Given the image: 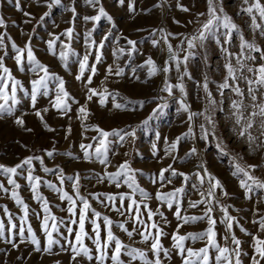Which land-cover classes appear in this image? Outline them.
I'll list each match as a JSON object with an SVG mask.
<instances>
[{
	"label": "rangeland",
	"instance_id": "374dc122",
	"mask_svg": "<svg viewBox=\"0 0 264 264\" xmlns=\"http://www.w3.org/2000/svg\"><path fill=\"white\" fill-rule=\"evenodd\" d=\"M23 1L27 2L26 0ZM45 2L46 0H33L31 3L33 4V9L38 11ZM249 2L251 3V0ZM260 3L264 5V0H260ZM130 4L134 9L133 11H129ZM163 4L166 8L164 15L162 10ZM178 4L188 8L189 11H181ZM28 6L27 4L26 7ZM100 6L111 16V22L105 17H102L98 22H85L83 17L96 15L97 8ZM247 6L243 0H216L217 9L219 10L220 7H223L224 13L231 17L239 29V33H233L231 44L224 45V47L228 48L229 52L233 53L228 59H230L234 66H236V60L240 58L239 35L242 34L249 43H254L264 50V34H262L264 32V21H260L257 16V23L261 24V29L254 30L251 27V18L241 11L242 8ZM69 7H74L76 10L77 15L75 20H73L72 12L67 10ZM46 10L50 18L62 10L68 14L64 16V24L67 18V22L70 21V25H66L63 31L56 33L54 36L60 35L69 27L73 28V38L71 41L67 40L65 36L60 35V40L54 46L55 49L61 48V42L69 44L70 51L66 67L59 59V54H43L42 57L45 61L43 63L49 68L50 72L65 81L66 91L77 103L69 101L71 110L67 115H61L57 110L52 108L50 100L55 98L57 84V81L52 80L49 82V95L43 98V100L37 101L35 108H30L31 103H27L26 106L24 104L20 106V104L17 105L20 108L17 113L11 116L4 115L3 118H0V164L9 167L15 166L24 158L35 155L41 156L44 159V165L50 169L59 166L60 169H63L66 176L79 173L81 195L89 200L92 208L99 211L102 215L109 216L114 221V234L127 245L148 251L149 258H152L149 245L141 243V237L138 234L134 233L133 238L130 240L124 232L116 227V223L124 222L125 220H128L125 224L126 228L132 230L133 227L129 217L121 216L118 212L111 210L112 204L119 207V200L117 199L115 202L105 201L102 204L89 195L90 193L96 194L100 200H104L108 194L118 195L119 193H127L129 189L123 185L122 181L119 188L115 187V184L110 183L107 179L103 182L98 181V178L103 176L105 171L116 172L119 165L127 161L132 169L138 170L136 175L137 183L151 197V199L146 201L149 207L153 211L159 208L160 212L164 214L169 222L165 224L159 215L153 217V221L159 223L165 233L161 237V244L164 248L171 251V259L165 260L164 264H181V258L176 254L175 249L172 248L173 242L171 240V234L176 229L178 223L173 215L175 205L172 209H169L166 204H161L155 199V194L157 190L167 193L173 191L175 188L183 187L184 193L180 201L182 215H202L203 205L194 209L188 208V201L200 199L197 191L192 187L193 183L198 182L194 176H191V173L199 169L191 168L203 162L208 171L221 181L224 190L228 193V196L224 197L222 202L225 205L232 206L229 208L230 214L236 217L239 224L249 232L256 233L258 225L253 224V219L258 220L260 215H264V202H258L261 197H264V192L257 191L254 194H250V199H246L244 190L239 187V177H233L232 175L233 169L230 159L232 157H242L239 161L241 164L257 165L258 167L253 172V175L264 180V147L254 152L250 151L246 137L242 138L238 135L240 127L235 124V118L232 115L230 105L233 100H240L241 97L236 96L231 89H225L224 95L221 96L218 90L217 86L224 82L227 75L224 68L226 62L225 54L221 50V45L216 43L217 36L223 42L222 33L224 30L214 27L208 33L204 46L202 48L198 46L194 49L195 55L186 64L181 65V74L185 69L187 71V75L183 76L182 80L184 85L183 93L174 88L173 94L169 95L162 90L166 78L171 84L178 82L175 62H169V72L167 74L163 73L164 80L161 85V73L158 72L156 75L150 77L148 75V66L145 64V61L149 57L157 64L155 53L159 45L153 47L152 40L156 39L160 43H163L159 32L161 24H163V30L166 34H173L168 37V40L175 49L180 44L181 39L198 29L197 14L207 13V0H123V3L120 0H101L100 5L96 6V8L89 6L85 0H61L59 6H53ZM11 14L12 11H8L7 7L6 9L4 8V16ZM35 17V23L40 21L41 17L45 20L47 19V16L43 14ZM205 18V16H201L199 21ZM35 23H32L29 28L30 33L28 38L32 40L34 39L33 34L37 35V33L41 34L42 32L39 29L38 23ZM88 31L92 34L91 39L96 42L91 48L86 47L85 42V33ZM154 31L156 32L155 36H153ZM106 35L108 38L105 40L104 37ZM128 39L136 41V50L131 52V55L128 54L132 48L131 45L127 44ZM101 41H103V47H99ZM11 45L12 41L4 36V47ZM41 47H48V43H43ZM181 47H186V44ZM121 48L125 50L123 54H120L118 51ZM97 50H99L101 55L99 63L95 59ZM88 52L91 53L89 56V69L86 70L84 78L81 81H77L75 76L79 71L78 61ZM113 53H116V55L114 56ZM165 53L167 55V49ZM247 54L256 56L257 61L255 64L252 61H243L245 64L255 67L259 63H262V61H259V53L252 52ZM183 55L184 53L181 52V58ZM93 64H95L97 71L93 76L92 83L88 87L96 89L98 93L104 89H107V93H118L116 102L126 104L125 109H114L112 96L107 95V93L105 94L106 100L104 106H101L99 103V95L93 96L90 101L87 99L86 77L91 74L90 67ZM139 65H144V67H138ZM109 66L112 67L113 73L117 67L122 68L124 74L121 76H116L115 74L109 75L107 72ZM159 66L161 68L164 67L163 63L159 64ZM236 75L239 78L241 72H237ZM243 75L250 77L252 74L248 73L245 69ZM205 77L208 81L209 91L216 101L215 107L210 111L215 124V136L209 135L207 141L200 139V125L204 124L209 130L212 129V126L207 124L203 116L195 117L192 121L193 135H187L189 127L188 113L180 109V102L183 101L191 112H203L205 110L207 105L206 94L203 90ZM234 86H239L244 91V104L246 106L251 105V98L247 95L248 85L246 81L238 79ZM141 101L143 102L142 106ZM84 105L87 106L89 115L86 119L82 120L79 118L78 109ZM221 108L223 109L222 111L220 110ZM43 109H48V111L44 113ZM37 110L41 111L44 121L52 131L46 130L40 119L35 116L34 113ZM154 110L156 111L154 112ZM251 110V108H248L245 114L247 115V112ZM24 113H26V115H23L25 127L32 129L31 132L25 131L14 123V119ZM145 121L147 122L145 123ZM259 124L260 120L257 117L256 125L251 130L253 136L259 135ZM95 127L109 132L112 130L123 129L130 131L135 129V137H127L122 142L123 146L119 142H115L117 141L116 137H109L114 143L111 145V151L109 152L110 162L107 165L100 164L94 158L90 162L85 161L79 145L81 143H94L91 137L97 135L94 131ZM177 137L184 138L180 141L176 151L171 155L166 154L165 149ZM164 138H167L169 143H165ZM218 143L222 145L228 155L222 154L220 148L217 147ZM153 144H156L155 155H153ZM21 145H26L27 147L25 148ZM192 147L197 148L198 155H193L190 158L186 157L185 154ZM46 151H54L53 158L47 157ZM89 151L92 150L90 149ZM64 153H71L76 159L69 158L63 155ZM173 156L177 157V159L173 160ZM180 158H184L183 162H181ZM33 164L35 167L34 175L49 180L59 187V181L54 173L45 174L41 170L38 161H34ZM170 164L177 171L189 174L190 179L185 182L182 177H177L173 179L171 184H168L167 181H159L158 174L160 170L167 168ZM169 175L170 172L165 173V176ZM15 179L21 184L20 195L25 203L29 205V223L37 237L41 240V246L43 247L44 235L40 229L43 212L41 211L40 203L32 199V194L26 180L22 176L15 177ZM0 183L10 188L4 176H0ZM71 184V181H66L64 190L70 195H74ZM40 192L48 200L52 214L57 218H63L67 221V201L61 202L59 194L48 189L46 186L42 185ZM217 195H220L219 191ZM136 198L139 199V197ZM126 205L127 201H125ZM4 206H7L13 214L14 223L19 226V220L15 219V217L22 215L20 209L8 195L0 192V220H4L5 224H7V217L3 213ZM61 209L64 210L62 211ZM255 210H258L259 215L254 217L253 212ZM37 214H39L40 219L37 218ZM213 215L217 220L218 242L223 244L224 225L219 223L221 216L219 209ZM146 216V212L142 211V217L145 220ZM98 223L103 227L102 220L98 221ZM73 227L76 226L73 225ZM137 227L141 228L139 225ZM206 227V222L186 224L180 229V234L199 233L205 230ZM60 231L67 235L63 227H61ZM86 231L89 235H92L90 223H86ZM233 233L242 241L241 247L243 252L248 254L242 257V264H250L253 251L251 237L245 235L235 225L233 226ZM261 235L264 237V234ZM56 238L59 239V237ZM70 239H74V236L70 237ZM14 242L19 245L18 248H13L5 240H0V264H73L71 253L61 251L59 245L53 246L52 251L55 254H47L36 252L34 246L27 241L20 243L19 236L15 237ZM63 243L65 242L61 240V244ZM186 243L188 246L194 248L204 246L203 241H197L194 244L191 241H187ZM85 244L93 250V255H95V246L91 240L85 239ZM161 257L163 258V253H161ZM78 259L79 264H94V261L89 262L84 258ZM122 259L127 261L128 257L122 256ZM105 264H110V261H106ZM133 264H140V262L137 260ZM210 264H213V261H210Z\"/></svg>",
	"mask_w": 264,
	"mask_h": 264
},
{
	"label": "snow or ice",
	"instance_id": "6c2138e0",
	"mask_svg": "<svg viewBox=\"0 0 264 264\" xmlns=\"http://www.w3.org/2000/svg\"><path fill=\"white\" fill-rule=\"evenodd\" d=\"M47 2V0H46ZM85 2L96 8L100 5L101 0H85ZM123 3V0H120ZM244 4L248 5L241 9L242 12L246 13L251 18V27L255 29H261V24L257 23V16L260 21H264V5L260 3V0H243ZM61 0H50L47 2V7L52 8L53 6H59ZM178 7L181 11H189L188 8L183 7L178 4ZM19 9V4L17 5ZM68 11L72 12L73 20L76 18V10L74 7L67 8ZM133 7L129 5V11H133ZM25 16H30V13H24ZM48 13H44V16H47ZM205 16L206 18L200 22L199 18ZM102 17L107 18L111 22L112 18L109 16L105 9L100 6L97 8V14L93 16L83 17L85 22H98ZM43 19V17H41ZM197 21L199 22V28L190 36H185L180 40V44L173 48V45L169 43L168 37L172 36V33H165L163 29H160V38L163 40V43L167 46V52L169 54L168 60L165 61V66L160 68L155 63V61L149 57L145 64L148 66V75L154 76L158 72H163L167 74L169 72V61L175 62L176 71L178 73V82L176 84H171L167 80L164 81L163 91L167 92L169 95L173 94V89H178L180 93L184 92V85L182 83L183 76L187 75V71L181 74V65L186 64V62L195 55L194 49L198 46L203 47L204 41L208 37V33L213 30L214 27L222 28L224 31L222 33L223 42H221L219 36H217L216 43L221 45V50L225 54L226 62L224 68L226 70V77L224 82L218 85V90L220 95H224L225 89H231L232 92L241 97L240 100H233L230 107L232 109V115L235 118V124L240 127L238 133L239 137H246L249 144L250 151H256L259 148L264 147V50L256 46L254 43H249L245 40L244 36L239 35V47L240 53L239 57L236 60V66H234L229 57L233 53L228 51V48L224 45H229L232 42L233 33H239L237 25L232 21L231 17L224 13L223 7H220L219 10L216 7V0H207V13L197 14ZM29 21H26V23ZM6 27L5 21L0 18V28ZM264 34V32H262ZM50 35H52L50 33ZM60 35H63L67 40L71 41L73 38V28L69 27ZM60 35L54 36L53 39L48 41L49 52L55 55L54 46L57 41L60 40ZM91 32L88 31L85 33V42L86 47L91 48L96 42L91 39ZM156 35V32H153V36ZM107 35L104 37L106 40ZM159 41L156 39L152 40L153 47L159 45ZM127 44L131 45L132 48L129 50L128 54L131 55V52L136 50V41L131 39L127 40ZM186 44V47H181ZM12 50L15 55L13 59L20 71H24V63L27 62L29 68L28 70L34 74L36 78L30 80L31 89L30 92L24 89L21 81L16 79L12 71L5 65L4 56H0V118H3L5 114L11 116L14 114L17 105L20 103L18 98V92H24L25 96L29 97L31 102V107L35 108L37 99L39 95L48 96L49 95V82L52 80L57 81L56 84V95L55 98L50 100L52 108L57 110L61 115H67L71 110L69 101L72 103H77L73 97L65 89V81L50 72L49 68L42 64L35 56L34 51L31 46L30 40L25 43L23 48L18 47L15 43L11 45ZM61 51L59 53V59L64 63L65 67L67 66V61L69 57V44L61 42L60 44ZM99 47H103V41L100 42ZM4 48V35L0 34V50ZM163 50V49H162ZM120 54L124 53V49L121 48L118 50ZM183 52L184 55L181 58L180 53ZM259 53V63L255 67L245 64L243 61H252L254 64L257 61V57L247 54V53ZM7 52H5V56ZM90 52L86 53L81 59H79V71L75 76L77 81H81L84 78L86 70L89 69V56ZM115 56L116 53H113ZM96 62L99 63L101 60V55L99 50H97L95 55ZM138 67H144V65H139ZM246 69L248 73L252 75L246 76L243 75V71ZM95 64L91 65L90 72L91 74L86 77L85 87L87 88V99L92 100L93 96L99 95V103L101 106H104L106 100L107 89H104L102 92H97L96 89L88 87L92 83L93 76L96 74ZM109 75L115 74L116 76H121L124 74L123 69L117 67L113 73L111 66L107 69ZM241 72V76L238 78L236 73ZM42 73V74H41ZM238 79H243L246 81L247 95L251 98L252 104L245 105L243 102L244 91L239 86L236 85ZM231 81V83H230ZM203 90L206 94L205 98L207 100V105L203 112H191L189 111L188 106L181 101L180 109L188 113V133L187 135H193V125L192 121L195 117L203 116L204 120L208 125L212 126V129L209 130L205 127L204 124L200 125L201 136L200 139L207 141L209 135L215 136V124L211 117L210 111L215 107L216 101L212 96V93L208 88V81L205 77L203 83ZM107 95L112 96L113 108L118 110H123L126 107V104H121L116 102L117 94L107 93ZM141 106L143 102L141 101ZM222 103V102H221ZM251 108L250 112L246 113V110ZM223 110L222 108L220 109ZM48 109H43V112L46 113ZM156 110H154L155 112ZM79 118L86 119L89 115L87 106H81L78 109ZM35 116L40 119L44 128L48 131L52 129L44 121V117L40 110L35 111ZM23 115L18 116L14 119V123L24 129L27 132H31L32 129L25 127V121ZM259 117L260 132L258 136H253L251 130L256 125V119ZM147 121H145L146 123ZM70 131V130H69ZM94 131L97 133L96 136L91 137V140L94 143L79 145L81 151L83 152V159L85 161H91L93 158L102 165H107L109 161V152L111 151V145L114 141L110 140L109 137H116L117 141L123 146V141L127 137H135V129L130 131L121 130H112L111 132L105 131L99 127H95ZM67 138V137H66ZM159 138V137H158ZM184 137H177L171 143L168 142L167 138L165 143H169V147L165 149L166 154L171 155L174 151L177 150L180 141ZM22 147H27L26 145H21ZM153 155H155L156 144H153ZM217 147L220 148L223 155H228L224 151L220 143L217 144ZM92 151H89V150ZM46 156L53 158L54 151H46ZM63 155L68 156L69 158L76 159L71 153H64ZM127 155V153H125ZM193 155H198V150L195 147H192L189 152L185 154L186 157H191ZM173 160L177 157L173 156ZM183 162L184 158H180ZM242 157H232L230 159V164L233 169V177H239V187L244 190V195L246 199H250V194H254L257 191L264 192V180L257 178L253 175V172L256 171L257 165H247L241 164L239 161ZM38 161L41 170L45 173H54L57 180L59 181V187L52 183L49 180L42 179L40 176L34 175L35 167L33 162ZM199 170L191 173V176L195 177V180L198 183H193L192 187L197 191L200 199L198 200H189L188 208H197L200 205H203L202 215H182L181 213V196L184 193V188H175L171 192H161L157 190L155 194V199L161 204H166L169 209H172L175 205V212L173 215L178 221L176 229L171 234L172 248L175 249L176 254L181 258V264H210V261H213V264H242V257L248 255L242 250V241L236 237L233 233V226L240 228V231L245 235L251 237V247L252 255L250 258V264H262L264 262V237L261 234H264V215H260V218L253 219V224L258 225V230L256 233H251L245 229L242 225L239 224V221L236 217H233L229 208L231 205H225L222 202L224 197L228 196V193L224 190L223 184L221 181L208 171L207 167L203 162H200L197 165ZM138 170L131 168L130 164L125 161L121 163L116 172H107L105 171L103 176L98 178L99 182H103L105 179L110 183H114L115 187H121V181L123 185L127 186L129 191L127 193H119L118 195L108 194L105 196L104 200H100L96 194L90 193L93 199L98 200L100 203L115 202L119 200V207H116L114 204L111 205V210L116 211L121 216L129 217L132 221L133 227L132 230H129L125 227V224L128 220L124 222L116 223L122 232H124L127 237L131 240L135 234H138L141 237V243L149 245V250L152 254V258H149L148 251L132 247L125 244L119 237H117L113 232L114 221L109 218L107 215H102L99 211H96L91 207L89 200L81 195L80 193V176L79 173L66 176L63 172V169H60L57 166L54 169H50L44 165V159L41 156H28L22 161L17 163L15 166H5L0 164V176H4L7 179V184L10 188L5 187L3 183H0V192L8 195L16 206L20 209L22 215L15 217L19 220V226L14 223L13 214L9 211L7 206L3 207L4 216L7 217V224L4 220H0V240H5L7 243L11 244L13 248H18L19 245L14 242L16 236H19V242L24 243L25 241L31 243L34 246L36 252H43L47 254H55L52 249L54 245H59L61 251H67L71 253V261L73 264H79L78 258H84L89 262L94 264H105L106 261H110V264H133L134 261L139 260L140 264H164L165 260L171 259V251L166 249L161 244V237L165 235L163 228L159 223L153 221V217L159 215L165 224L169 223L167 218L159 208L153 211L147 200L151 199L148 192L139 186L137 183L136 175ZM166 172H170L169 176H165ZM26 173V175H25ZM22 176L29 187V190L32 194V199L40 203L41 211L43 212V218L40 222V229L44 235V244L41 246V240L37 237L32 226L29 223V205L25 203L24 199L20 195L21 184L17 182L15 177ZM182 177L186 182L190 179V175L179 172L172 165H168L167 168L160 170L158 174V180L161 182L167 181L168 184H171L174 178ZM66 181H71V187L74 195H70L67 191L64 190V184ZM46 186L48 189L52 190L55 193L59 194V199L61 202L67 201V213L68 220L65 221L63 218H57L52 214L49 207L48 200L41 194V186ZM163 187V184H162ZM219 191L220 195H217ZM136 197H139L137 199ZM125 201L127 205L125 206ZM258 202H264V197H261ZM219 209L221 213L219 223L224 225V243L221 244L218 242L217 236L218 232L216 230L217 220L214 218V213ZM62 211L64 209H61ZM142 211L146 212V220L142 217ZM90 213V215H89ZM259 215L258 210L253 212V216ZM37 218L40 219L39 214ZM102 220L103 227L98 221ZM150 222V223H149ZM197 222H206L207 227L205 230L199 233H187L180 234V229L186 224H192ZM86 223H90L92 226V235H89L86 231ZM75 225L76 227H73ZM137 225L141 226L138 228ZM27 226V227H26ZM63 227L67 233L61 232L60 229ZM154 230V231H153ZM102 232L104 233L102 235ZM27 233V235H25ZM55 234V235H54ZM74 239H70L73 237ZM56 237H59L57 239ZM85 239L91 240L92 244L95 246L93 255V250L90 249L85 244ZM61 240L65 243L61 244ZM187 241H191L193 244L197 241H203L204 246L200 248H194L187 245ZM163 253V258L161 257ZM214 254V256H213ZM122 256L128 257V260L125 261L122 259Z\"/></svg>",
	"mask_w": 264,
	"mask_h": 264
},
{
	"label": "crops",
	"instance_id": "0c3cea01",
	"mask_svg": "<svg viewBox=\"0 0 264 264\" xmlns=\"http://www.w3.org/2000/svg\"><path fill=\"white\" fill-rule=\"evenodd\" d=\"M27 4L29 5L28 7L25 1L23 0H0V18H2L5 21L6 27L0 28V33H3L4 36L9 38L12 43H15L18 47L23 48L25 43L30 40L32 49L34 51V54L36 58L42 63L43 59V54H51L49 52L48 47H41L43 43H48L51 39H53L54 35L60 31H63L66 25H70V21L67 22L66 18V23L64 24V16L67 14V12L58 11V13L53 16L49 17L47 15V19H41L40 21L36 22L38 23L39 29L42 30L41 34L35 35L33 34V38L35 39H30L29 37V28L32 23H35L37 15L43 14L47 12V4L46 2L44 5L39 8L38 11H35L33 9V0H26ZM36 1V0H34ZM38 1V0H37ZM50 2V0H49ZM19 4V9L17 8V5ZM26 4V5H24ZM8 11H12V14L9 16H4V8ZM24 13H30V16H25ZM48 13V12H47ZM68 15V14H67ZM33 18V19H30ZM56 18V19H55ZM63 18V19H62ZM26 21H29L26 23ZM46 21V23H44ZM35 23V24H36ZM50 33L52 35H50ZM38 36V38H37ZM41 47V49H40ZM61 48H55L54 52L56 54H59ZM5 52H7V55L5 56ZM15 53L12 50L11 46H5L3 50H0V56H4L5 58V65L12 71L13 76L21 81L23 87L25 90L30 92L31 85H30V80L33 78H36L33 73H31L28 68V64L25 61L24 63V71H20L15 63V60L13 59ZM45 65V64H44ZM42 74V73H41ZM18 98L20 99V103L18 105L22 106L24 104L26 106L27 103H31L29 97L25 96L24 92H18ZM43 98H46L44 95H39L37 101L43 100ZM18 108V109H17ZM16 110L14 113H17L19 111V106H17ZM32 108V107H30ZM7 115V114H5Z\"/></svg>",
	"mask_w": 264,
	"mask_h": 264
},
{
	"label": "bare ground",
	"instance_id": "6f19581e",
	"mask_svg": "<svg viewBox=\"0 0 264 264\" xmlns=\"http://www.w3.org/2000/svg\"><path fill=\"white\" fill-rule=\"evenodd\" d=\"M162 10H163V15H164V13H165V11H166V8H165V6H164V4L162 5ZM160 28H162V29H164L163 28V24H161V27ZM189 35V34H188ZM163 49V50H162ZM166 49H167V46L164 44V43H160L159 44V46H158V48H157V50H156V53H155V59H156V62H157V64H158V66H159V64H160V60H163L164 59V57L166 56V53H165V51H166ZM160 67V66H159ZM161 68V67H160ZM161 74V81H160V85L162 84V82H163V80H164V75H163V72H160ZM194 168H196L197 169V166H195V167H192L191 169H194Z\"/></svg>",
	"mask_w": 264,
	"mask_h": 264
},
{
	"label": "built area",
	"instance_id": "2783aa9c",
	"mask_svg": "<svg viewBox=\"0 0 264 264\" xmlns=\"http://www.w3.org/2000/svg\"><path fill=\"white\" fill-rule=\"evenodd\" d=\"M203 20H201L200 22H202ZM200 26V25H199ZM199 28V27H198ZM160 29H162V28H160ZM193 34V33H192ZM192 34H189V36L190 35H192ZM167 57H169V54L167 53V55L164 57V59L162 60V63H163V66H165V61L167 60ZM170 62V61H169ZM169 66V65H168Z\"/></svg>",
	"mask_w": 264,
	"mask_h": 264
}]
</instances>
